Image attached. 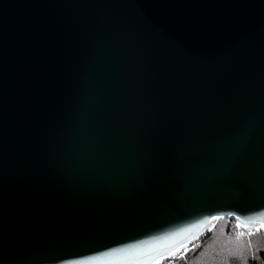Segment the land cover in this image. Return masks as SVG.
Returning <instances> with one entry per match:
<instances>
[{"label": "water", "instance_id": "water-1", "mask_svg": "<svg viewBox=\"0 0 264 264\" xmlns=\"http://www.w3.org/2000/svg\"><path fill=\"white\" fill-rule=\"evenodd\" d=\"M264 227V0H0V264H165Z\"/></svg>", "mask_w": 264, "mask_h": 264}, {"label": "trees", "instance_id": "trees-1", "mask_svg": "<svg viewBox=\"0 0 264 264\" xmlns=\"http://www.w3.org/2000/svg\"><path fill=\"white\" fill-rule=\"evenodd\" d=\"M165 264H264V233L249 235L235 221L222 220L182 257Z\"/></svg>", "mask_w": 264, "mask_h": 264}, {"label": "built area", "instance_id": "built-area-1", "mask_svg": "<svg viewBox=\"0 0 264 264\" xmlns=\"http://www.w3.org/2000/svg\"><path fill=\"white\" fill-rule=\"evenodd\" d=\"M259 232H263V233H264V227L261 228V229H258V230H256V231H253V232H246V233L250 235V234L259 233Z\"/></svg>", "mask_w": 264, "mask_h": 264}, {"label": "rangeland", "instance_id": "rangeland-1", "mask_svg": "<svg viewBox=\"0 0 264 264\" xmlns=\"http://www.w3.org/2000/svg\"><path fill=\"white\" fill-rule=\"evenodd\" d=\"M182 257V256H181Z\"/></svg>", "mask_w": 264, "mask_h": 264}]
</instances>
